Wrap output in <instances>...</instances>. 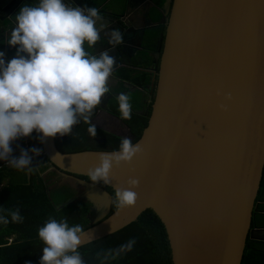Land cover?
<instances>
[{
    "label": "water",
    "instance_id": "water-1",
    "mask_svg": "<svg viewBox=\"0 0 264 264\" xmlns=\"http://www.w3.org/2000/svg\"><path fill=\"white\" fill-rule=\"evenodd\" d=\"M9 1H1L0 8L13 13L27 4ZM157 12L161 18L151 26L105 19V31L118 29L123 42L113 48L102 32L90 48L115 58L111 77L127 80L115 74L120 68L151 74L138 111L150 113L133 142L142 154L114 167L112 183L105 185L115 194L117 187H128L130 177L138 178L139 187L132 189L136 204L110 213V194L98 185L88 187L86 194L106 196L105 212L95 217L96 206L86 198L93 208L81 246L151 209L164 227L172 264H241L247 238L264 240V229L250 230L264 167V0H172L166 22ZM10 18L14 22L15 15ZM151 29L157 39L148 47L144 41ZM228 93L230 102L224 100ZM111 95L97 113L108 110ZM221 103L228 104L227 111L219 109ZM95 116L91 123L97 126ZM40 144V154L63 175L84 177L100 152L119 150L65 153L54 138Z\"/></svg>",
    "mask_w": 264,
    "mask_h": 264
},
{
    "label": "clouds",
    "instance_id": "clouds-1",
    "mask_svg": "<svg viewBox=\"0 0 264 264\" xmlns=\"http://www.w3.org/2000/svg\"><path fill=\"white\" fill-rule=\"evenodd\" d=\"M107 27L96 7H72L64 0H38L34 6L19 9L7 39L8 45L16 47V55L6 63L0 51V160L32 173L35 168L29 152L38 156L41 150L22 149L18 158L12 157L11 144L18 138L29 137L35 131L43 143L57 135H71L81 120L89 124L88 133L96 136L91 117L110 91L108 81L116 60L107 50L96 55L85 45L94 48L102 32L113 48L121 44L123 34L118 29L105 31ZM116 99L120 118L131 119L130 95L120 93ZM224 100L230 102L231 94H225ZM219 109L227 111L228 104L221 103ZM142 151L139 143L123 137L119 150L100 152L98 164L87 171L92 185L111 184L113 168L131 164ZM139 183L138 178L130 177L127 188L117 187L112 205L117 210L134 206L138 194L132 189ZM3 211L7 215H0V223L22 222L19 208ZM85 235L81 225L69 226L67 219L49 217L38 229L44 245L39 264H84L78 249ZM135 243L134 238L130 239L116 249L97 253V258L103 255L101 264H105L130 252Z\"/></svg>",
    "mask_w": 264,
    "mask_h": 264
},
{
    "label": "trees",
    "instance_id": "trees-1",
    "mask_svg": "<svg viewBox=\"0 0 264 264\" xmlns=\"http://www.w3.org/2000/svg\"><path fill=\"white\" fill-rule=\"evenodd\" d=\"M155 38L154 33L148 36L147 44L150 47L154 46ZM129 72L123 68L117 70L118 74H122L127 80L130 79L136 86L142 87L148 83L146 73L133 77ZM124 90H128L131 97V119L120 118L117 97L111 99L108 110L129 128L135 136L132 142H135L147 125L150 109L146 116L138 113L143 107V97L139 91L134 89L131 91L124 84H118L113 88L114 93L118 94ZM96 112L97 107L92 117ZM88 127L89 124L81 120L73 127L71 135L63 137L57 135L54 138L56 147L65 153L119 149L120 136L96 126V136L93 137L88 133ZM38 135L34 131L29 137L20 138V151L14 157L18 158L22 149L29 150L35 147L41 150ZM29 155L32 156V166L35 168L32 173L11 165L0 167V215H7L3 210L19 208L23 217L19 223H0V264H39L44 245L38 238V229L49 217L57 220L67 219L69 226L79 224L83 229L89 222L86 217L88 206L81 201H72L74 197L72 188L66 183L59 184L54 180L49 182L48 175L44 174L50 164L48 159L42 154L36 156L29 152ZM78 177L89 180L88 177ZM114 210L115 206L112 205L110 213ZM8 219L11 221L10 216ZM133 238L136 243L130 252L121 254L114 260L109 259L105 264H172L164 227L151 209L144 210L135 221L122 229L85 244L79 247V250L87 264H101L103 255L97 258V253L103 254L109 249H116ZM241 264H264V251L253 241H247Z\"/></svg>",
    "mask_w": 264,
    "mask_h": 264
},
{
    "label": "flooded vegetation",
    "instance_id": "flooded-vegetation-1",
    "mask_svg": "<svg viewBox=\"0 0 264 264\" xmlns=\"http://www.w3.org/2000/svg\"><path fill=\"white\" fill-rule=\"evenodd\" d=\"M1 1H3V0H0V2ZM10 1H17V0H10ZM24 1H27V4L25 6H34L36 3H38V0H20L19 3H17V5L19 6L21 3L23 4ZM171 1L172 0H64V3H66L67 5L72 6V7H75V6H79L81 8L96 7L99 10L103 20L109 19L111 21H116L117 23L122 24L120 22V19H122L123 22L126 24H130L131 22H134L136 24L142 23L144 25L151 26L154 23L157 24L161 18L160 13H158L157 11L159 10L161 12V14H165L166 11L168 10V4L170 5ZM14 13L15 12H13V13L11 12L9 7L4 8V9L0 8V51L4 52V54H5L4 59H5L6 63L8 60H10L11 58H13L16 55V51H17L16 47H13V46H10L7 44V39L10 37L11 30L14 27V22L11 21L12 19L10 18L12 16V14H14ZM17 13L18 12H16V14ZM167 18H168V13L165 14V22L167 21ZM151 33H154L156 35L155 41L157 39L156 31L153 29L148 30L146 33V36H145V41H144L145 46L150 47L147 44V40H148V36ZM85 48L87 51L94 54V50L90 49L87 45H85ZM14 51H15V53H13ZM128 52H129V49L124 48V55L125 56L128 55ZM129 71H130L129 73H131V71H133L132 73H136V71L138 72V70H135V69H133V70L131 69ZM144 73H146L148 78H149L148 79L149 82L145 86H143L144 89L141 90L143 92V94L146 96L145 93L147 91H149V88H150L149 84H150V75L151 74H149L145 71H144ZM115 74H118L117 71L115 72ZM138 74H140V71ZM119 75H122V74H119ZM113 79L117 80V78L115 76L109 78L110 81H113ZM131 85H135V84L131 83L128 86L129 89L131 91H133L132 90L133 88H131L132 87ZM134 90H136V89H134ZM124 92L126 94H129L128 90H124L122 93H124ZM109 94H112L111 95V99H112L114 97H117L116 95L118 93H114L113 89L110 88V91L107 94H105L104 98L107 97ZM111 99L108 101L107 105H109ZM145 100H146V98H145ZM141 110H139V111H141ZM102 113H103V111H100L99 113L96 114V116L94 115L95 116V124L98 127L104 126V122H105L104 119L105 118L103 119ZM107 121H109V120H107ZM109 123L115 127L116 131L118 130V125H117L118 123L117 122L112 120V121H109ZM102 127H100V128H102ZM120 135L124 136V137H129L128 132L127 133L122 132V134L120 133ZM20 143H21L20 138H18L14 142H12V144H11V147L13 150L12 151V157H14V155H16L18 153V151H20ZM1 166H10V164L8 163V161L0 160V167ZM49 173H53L54 177L56 176L57 178H59L57 180L55 178L53 179L56 183H59V184L66 183L68 186H70L72 188V190L74 191V197H73L72 201H81V202H84L87 204V206H88L87 207V214H89L90 209L93 207L89 204V202H88V200H86V198L91 199V201H93V204L96 206L92 212V214L95 217H99L105 212L104 203L106 201L105 200L106 196H103L102 193L97 194V193H94L92 191L89 192L88 194H86L88 187L89 188L94 187L90 180L80 178L77 175H73V176L72 175H63L60 171H58L51 164H49V167L44 172V174H47V175H49ZM62 178H64V179L62 180ZM82 181L85 182L84 185L81 184ZM96 185L100 186L101 188H103L105 191H107L110 194V196H111L110 197V210H111V207H112L111 200L114 198V195H115L114 192L111 189H109L107 186H103L99 183ZM84 195H85V197H84ZM259 223H262V224H259ZM252 229L253 230L264 229V167H263V174H262V178H261V182H260L259 191H258L256 200H255L254 207H253V214H252L250 230H252ZM247 241H251V242L253 241V243L256 246H258L259 248L262 249V251H264V240H255V239L252 240L250 238H247Z\"/></svg>",
    "mask_w": 264,
    "mask_h": 264
},
{
    "label": "crops",
    "instance_id": "crops-1",
    "mask_svg": "<svg viewBox=\"0 0 264 264\" xmlns=\"http://www.w3.org/2000/svg\"><path fill=\"white\" fill-rule=\"evenodd\" d=\"M15 15H16V12L14 13ZM137 70V69H136ZM139 71H140V74L141 73H144V71L143 70H138V72L136 71V73H132L133 71H131V73H130V75L131 76H133V77H135V76H139ZM117 81V82H116ZM148 82H149V80H148ZM109 84H108V87H109V89L111 88V89H113V88H115L114 86H116V85H118V84H124V85H126V86H129L132 82L130 81V79H128V80H124V82L123 81H121V80H119V79H113V81H110L109 80V82H108ZM132 87L131 88H133V89H136L137 91H139L141 94H142V97H143V107H144V103H145V98H146V96L143 94V92L141 91V90H143L144 89V87L142 86V87H137V86H135V85H131ZM135 87V88H134ZM125 93V92H124ZM142 107V108H143ZM102 116H103V118H105V120H109V121H115V122H119V124H121L125 129H126V127H125V125L119 120V118L118 117H116V116H114V114H112L111 112H109L108 110H103V113H102ZM118 124V125H119ZM100 127H102V126H100ZM103 129H106V128H104V127H102ZM106 130H108V129H106ZM127 130V129H126ZM109 132H112V133H115V132H113V131H110V130H108ZM127 133V132H126ZM115 134H117V133H115ZM117 135H120V134H117Z\"/></svg>",
    "mask_w": 264,
    "mask_h": 264
},
{
    "label": "rangeland",
    "instance_id": "rangeland-1",
    "mask_svg": "<svg viewBox=\"0 0 264 264\" xmlns=\"http://www.w3.org/2000/svg\"><path fill=\"white\" fill-rule=\"evenodd\" d=\"M104 119V118H103ZM97 121V120H96ZM105 121V122H104ZM104 128H106V129H108V130H110V131H113V132H115V133H117V134H122V132L123 133H126L127 132V130L121 125V124H119V122H117L118 124V130L116 131L115 130V127L113 126V125H111L110 123H109V121H107V120H105L104 119ZM103 129V128H102ZM122 131V132H121ZM48 177H49V179H50V181L49 182H52L51 180H53L54 178L57 180V179H59V178H57L56 176L54 177V174L53 173H49V175H48ZM64 178H62V180H63Z\"/></svg>",
    "mask_w": 264,
    "mask_h": 264
}]
</instances>
